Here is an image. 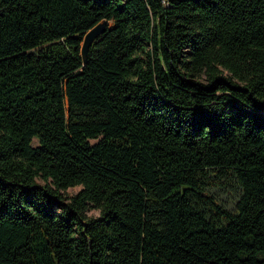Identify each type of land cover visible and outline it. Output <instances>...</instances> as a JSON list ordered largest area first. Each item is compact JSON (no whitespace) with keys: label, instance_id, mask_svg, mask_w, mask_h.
<instances>
[{"label":"trees","instance_id":"obj_1","mask_svg":"<svg viewBox=\"0 0 264 264\" xmlns=\"http://www.w3.org/2000/svg\"><path fill=\"white\" fill-rule=\"evenodd\" d=\"M0 264H264V0H0Z\"/></svg>","mask_w":264,"mask_h":264},{"label":"water","instance_id":"obj_2","mask_svg":"<svg viewBox=\"0 0 264 264\" xmlns=\"http://www.w3.org/2000/svg\"><path fill=\"white\" fill-rule=\"evenodd\" d=\"M108 26L106 20L99 22L93 28H91L84 36L81 53L84 59V62H87L88 51L93 44V42L103 33L106 32Z\"/></svg>","mask_w":264,"mask_h":264},{"label":"rangeland","instance_id":"obj_3","mask_svg":"<svg viewBox=\"0 0 264 264\" xmlns=\"http://www.w3.org/2000/svg\"><path fill=\"white\" fill-rule=\"evenodd\" d=\"M79 189H80V187H73V188H69L68 189V191H67V194L69 195V196H72V195H74L75 193H77L78 191H79ZM99 210H97V209H90L88 212H87V214L89 215V216H93V217H97V216H99Z\"/></svg>","mask_w":264,"mask_h":264}]
</instances>
